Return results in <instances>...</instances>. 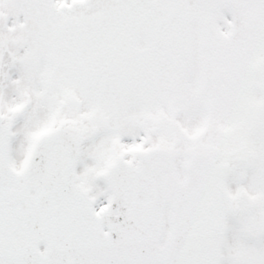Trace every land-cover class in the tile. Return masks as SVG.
I'll return each instance as SVG.
<instances>
[{
  "label": "snow or ice",
  "instance_id": "snow-or-ice-1",
  "mask_svg": "<svg viewBox=\"0 0 264 264\" xmlns=\"http://www.w3.org/2000/svg\"><path fill=\"white\" fill-rule=\"evenodd\" d=\"M0 264H264V0H0Z\"/></svg>",
  "mask_w": 264,
  "mask_h": 264
}]
</instances>
